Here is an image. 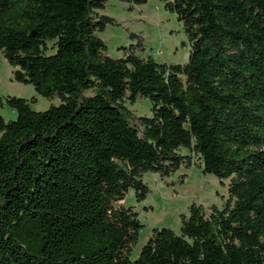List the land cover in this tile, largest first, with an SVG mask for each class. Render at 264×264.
I'll return each mask as SVG.
<instances>
[{"label":"trees","instance_id":"1","mask_svg":"<svg viewBox=\"0 0 264 264\" xmlns=\"http://www.w3.org/2000/svg\"><path fill=\"white\" fill-rule=\"evenodd\" d=\"M108 1L0 0L11 80L59 100L4 99L16 117L0 115V264H264V0H159L182 24L183 64L141 56L133 33L109 55ZM141 99L148 115L127 106ZM191 166L229 179L222 206L191 203L131 260L144 225L121 201L146 199L144 174Z\"/></svg>","mask_w":264,"mask_h":264},{"label":"rangeland","instance_id":"2","mask_svg":"<svg viewBox=\"0 0 264 264\" xmlns=\"http://www.w3.org/2000/svg\"><path fill=\"white\" fill-rule=\"evenodd\" d=\"M116 20L115 25H108L98 35L105 42L109 55L118 57L119 46L134 43L136 34L142 37L145 52L141 56L150 54L156 61L183 64L188 59L189 43L183 31L182 24L173 12L164 9L159 0H148L142 5H133L130 9L128 3L118 0H109L105 9L101 11ZM13 68L0 57V115L5 120L16 117V111L4 104L8 96H18L26 99L36 97V102L31 104L34 110H44L51 104H58V99H47L39 95L32 85L22 84L11 80ZM128 108L136 115H148L150 103L141 99L135 104H127ZM185 174L184 183H176L179 176ZM144 182L150 187L151 193L143 201H136L134 190L130 189L124 202L131 205L138 213V218L144 225L130 258L138 257L142 246L152 233L153 228L168 227L175 232L179 231L180 217L187 214L191 203L201 204L207 212L211 205L222 206L227 196L229 179L219 180L212 174H204L196 166L180 168L176 174L161 180L156 174L146 173ZM151 206V209L145 207Z\"/></svg>","mask_w":264,"mask_h":264}]
</instances>
